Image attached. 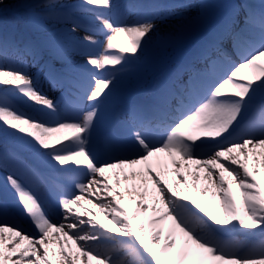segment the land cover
<instances>
[{"label": "snow or ice", "instance_id": "6c2138e0", "mask_svg": "<svg viewBox=\"0 0 264 264\" xmlns=\"http://www.w3.org/2000/svg\"><path fill=\"white\" fill-rule=\"evenodd\" d=\"M8 7L0 0V14ZM193 8L206 10L208 4L183 0L162 8L120 0H15L21 32L30 35L0 30V170L7 174L5 194L14 198L21 215L0 202V264H264V241L253 242L264 238V184L257 178L264 167V104L249 118L257 93L264 91V0L259 7L247 0L233 3L210 26L196 57L207 62V69L189 71L186 64L161 78L141 103L125 110L124 130L101 137L99 150L93 146L100 109L121 77L149 55L159 31L157 21H184ZM130 16L136 19L128 22ZM237 17H242L243 27ZM184 28L180 23L173 35H181ZM80 30L82 37L76 35ZM122 37L128 38L127 45ZM226 40L241 60L214 81L211 72L217 59L212 53L225 57ZM45 52L61 61L60 67L45 65L53 87L63 82V73L79 72L68 81V118L29 72ZM70 55L85 56V63L65 67L71 64ZM245 69L251 70L250 79L241 77ZM182 72L187 82H182ZM24 104L39 115L23 111L19 105ZM161 154L171 158L170 183L158 171L168 168ZM191 165H196L195 173ZM186 166L192 184L183 174ZM201 170L203 179L214 185L212 199H219L215 214L191 194L193 189L208 192L198 186ZM106 172L114 173V186ZM45 186L56 195L55 209L39 194ZM97 190L106 195L93 203L91 194ZM85 194H90L87 200ZM81 201L93 203L105 219L91 211L84 213L89 219H83L74 211ZM125 202L132 206L131 215ZM53 211H58L59 221L52 218ZM149 212L151 217L142 218L141 213ZM21 217L34 231L23 227ZM242 230L253 239H231ZM65 245H74V251L70 254Z\"/></svg>", "mask_w": 264, "mask_h": 264}, {"label": "rangeland", "instance_id": "374dc122", "mask_svg": "<svg viewBox=\"0 0 264 264\" xmlns=\"http://www.w3.org/2000/svg\"><path fill=\"white\" fill-rule=\"evenodd\" d=\"M74 1L75 2L77 1L76 3H79L78 2L79 0H63L64 3H72ZM6 2L9 4V7L6 9L4 14H0V30L7 31L8 33H12L14 31L21 32V30L23 29V22L20 19L21 13L16 11V9H15V0H6ZM132 2L127 1L124 4H130ZM139 2L155 3V4L160 5L163 8L164 6H172V5L182 3L183 0H141ZM240 2H241V0H205V3L208 4V8L206 10H200V9L193 8L192 11L185 13V20L184 21H178L174 18H170L168 20L157 21L159 31L156 33L155 36H153L152 43L150 45L149 55L147 57H142L140 61L135 62L132 65V68L134 69V71H132V73H136L137 75H139L138 82L132 84V89L130 87H127V89L125 88L126 89L125 93L119 94L117 96H119V98L136 97L135 95H138L139 93H141V91L144 89V87H146L147 85H150V80L154 74H158L165 67V65L167 63L174 61L176 59L179 50H181L183 47H185L187 45H190L191 43H192V46L195 45V43H193L192 40H194V38L197 37L199 35V33L204 32L206 30L209 22L214 19L217 9L222 11L220 14V16H221L222 14H225L231 10V5L233 3H240ZM247 2L252 4L253 6L259 7L262 0H247ZM135 19H136L135 16L127 17L128 22H133ZM180 23H184V25H185L183 33L181 35H178V36L168 37L167 35L170 32H172L170 30H177ZM237 23H238L239 27H243L242 17H237ZM50 32H51V28H50ZM82 33L85 34L83 31H82ZM21 34L22 35H30V33H24V32H21ZM154 37L163 38V39L165 38V39H164V41H159V40L156 41L155 40L156 38H154ZM121 43L127 45L128 38L121 39ZM199 48H200V44L197 45V47L189 49L188 50L189 54L187 56V53H186V56L190 57V58L197 57L199 50H200ZM226 48L231 50V52H229L230 55L228 58H224V61L222 64L223 66H221V67L225 68L224 74H222L220 77L216 76L214 78L217 81L221 77H223L229 70H231V68L235 64H238L241 60V57L237 54V51L233 49L231 41H230V43L227 42ZM69 57H85V56H83V55H70ZM48 58H52L55 60V58L50 53L45 52L41 61L37 65H33L32 67H30L29 72L34 79L39 78L41 84H42L43 79L46 82H48V83H46L49 86L48 89L52 88L53 91H52V95L51 96L49 95L47 97L52 99L54 102L55 98L57 96V93L54 91L55 87H53V85L46 78V76H45L46 73L43 72V73L37 74V71L41 68L43 63L45 65L48 64ZM215 59H217V64H218V58H215ZM219 59H221V58H219ZM181 63H183V60ZM189 64L191 66L190 70H193L194 67H197V69L199 67L204 71L207 69V67H205L204 64H206V66H208L206 61H200L197 64H193V63H189ZM199 64H202V65H199ZM172 68H174L176 70L180 69L179 66H175ZM197 69H195V72H197ZM169 74H171V73H168V74L162 76V78L168 76ZM242 74H244V72ZM213 75L214 74L211 73L212 79H213ZM144 77H146V78H144ZM188 78L189 77L182 76L181 80H182V82H187ZM39 88H43L42 85L39 86ZM258 93L259 94L256 96V101L264 100V91L258 92ZM120 100L121 99H114V100L112 99V101L107 102V104L101 108L102 110H105L104 114H103V120L104 121H102V119H99L98 132H97V135L93 137V146L98 147L99 135H100V133H103L108 126L107 123L109 121V118L112 115L113 105L114 104L119 105ZM26 105L28 106L29 104H26ZM119 107L120 106H118V108ZM20 108L30 115H37V113L34 110L33 111L31 110L32 109L31 107H30L31 109H29V111H26L25 110L26 108H24L23 105H20ZM108 108H110V109L108 110ZM58 110L65 112L66 108H65V106H62V107L60 106V108H58ZM122 115H124L123 111H122L120 116L122 117ZM64 117L68 118V115L66 114V116L64 115ZM125 122H126V119L122 118L121 126L123 125V130H124ZM9 146H11V145H9ZM97 150H99V149L97 148ZM103 158L104 157L101 156V159H103ZM159 159L161 160V162H163V163L167 162L168 165H171V158L168 157L166 154H161ZM249 169H250V171L252 170L251 163L249 164ZM44 170L47 171L48 173L52 172L51 168H45ZM136 170L139 171L140 169L138 168ZM191 170L193 173H195L196 165H191ZM117 171H119V170H117ZM125 171L130 172V171H132V169H126ZM158 171L161 172V179L164 180L165 183H168L166 173L163 172L164 169H158ZM182 171H183V173H185L188 176L189 184H192L194 182L193 176L191 174H189L187 166ZM260 174L261 175L257 178L261 181L262 184H264V170H260ZM6 175L7 174L5 172L0 170V186H2L4 189H6V179H5ZM199 175L201 176V180L199 181V185H198L199 188L202 190L207 188L208 192H214L215 191L214 185L209 184L207 181H205L203 179V177L205 175L203 170H201L199 172ZM105 176L111 177V179L109 180V183L113 184V186H114V183H115L114 173L113 172H106ZM227 178H230V177H228V175H227V177H225V180H227ZM133 183H139V181H136ZM94 188H95V186H94ZM235 191H236V189H235ZM195 192H197L196 189H193L192 193H191L194 198H196L197 194H198V196L202 195L199 192H197V194ZM39 194L42 197V199L45 201V204L48 208H50V209L56 208V206H57V204L55 203L56 199L54 198V200L51 201L45 196V187H43L40 190ZM89 195L90 194H85V200H87L89 198ZM105 195H106V193L97 190L94 194H91V199H92L93 203H95L97 196H99L100 198H103ZM194 195H196V196H194ZM54 196H55V193H54ZM9 197L14 202L13 208H11V209L9 208V209L17 217H20L21 214L17 210L18 205L15 203L14 198L11 195H9ZM93 203H86L85 201H81L79 206H74V211H79L82 214L83 219H89V217L86 214H84L87 211H91L93 213V215L100 213V215L98 216V219L103 221L105 219V214L101 213V210L98 207H94ZM239 204H241V198L237 195V205H239ZM124 206L127 207L128 210L130 208H132V206L127 204L126 202H125ZM107 211H109V210H105V212H107ZM131 214H132V210L131 211L129 210V215H131ZM51 215H52V218L56 221H59L61 219V216L59 215L58 211H53L51 213ZM144 215H145L144 213H141L142 218L144 217ZM152 215L153 214L151 212H149L147 214V217H145V219H147L148 217H151ZM21 219L23 221V227H25L28 231H34V229L32 228V226L30 225V223L27 221L26 218L21 217ZM233 222L235 223V221H233ZM133 226H136L135 221L133 222ZM109 227H112V225H109ZM147 230L149 233H151L153 231V230H150L149 226H148ZM5 235H10V234L5 233ZM113 235H115V233H113ZM61 239H63L62 236H61ZM231 239L241 241V242H247L253 238H249V237L245 236L244 231L242 230L240 232L234 233L232 235ZM166 240H167V234L165 231V237L160 242L161 247L166 242ZM262 241H264V238H261V237H256L253 239V242H255V243H261ZM72 247H74V249H75V246H72ZM74 249L68 250L69 253L71 254L74 251ZM159 250L160 249L157 248V251H159ZM11 255L15 258L16 253H11ZM209 264H211V262H209Z\"/></svg>", "mask_w": 264, "mask_h": 264}, {"label": "bare ground", "instance_id": "6f19581e", "mask_svg": "<svg viewBox=\"0 0 264 264\" xmlns=\"http://www.w3.org/2000/svg\"><path fill=\"white\" fill-rule=\"evenodd\" d=\"M131 2V1H134L133 3H136L135 1H138V0H120V3H122V4H124L125 2ZM77 2V1H76ZM75 1L74 2H72V3H69V4H75L76 3ZM79 2V1H78ZM189 16V15H188ZM170 31H172V32H170L167 36L168 37H172V36H174L173 34L176 32V30H170ZM77 36H80V37H82L84 34L82 33V31H78L77 32V34H76ZM96 39H100V38H98V37H95ZM123 38H127V37H122L121 39H123ZM154 38H156L155 40L156 41H164V39L163 38H158V37H154ZM102 39V38H101ZM100 39V40H101ZM68 59L71 61V64L70 65H68V64H65L64 66L65 67H72V68H74V67H77V66H82L84 63H85V57H68ZM55 60H57V63L59 64V65H61V61L60 60H58V59H55ZM42 65H44V63L42 64ZM43 69H47L46 67H45V65H44V67H43ZM251 76H252V72H251V70H249V69H245V71H244V74H241V77L242 78H248V79H250L251 78ZM45 78V77H44ZM136 78H137V75L136 74H133V73H129V74H126V75H124V76H122L121 77V80H120V83H119V85H118V87H117V89L114 91V93H113V95H112V97L110 98L111 100L112 99H118L119 98V96H117V95H119V94H122V93H125V90L127 89V87H128V84H130V83H135V82H137V80H136ZM47 82L43 79L42 80V84L40 83L39 84V86H41L42 85V87L43 88H39V90L44 94V95H46V96H51L52 95V91H53V89L51 88V89H48L49 88V86L46 84ZM126 88V89H125ZM229 91H234V89H229ZM259 93H257V95H258ZM56 101V102H55ZM54 101V103H56L57 105H58V108H60V103H58L59 101H57V100H55ZM31 106L30 105H28V109H31L30 108ZM110 108H108V110H109ZM32 111H33V109H31ZM104 111L105 110H100V115H99V119H102V121H104L103 120V114H104ZM107 111V110H106ZM61 112V114L64 116H66V114L68 115V113L65 111H60ZM66 113V114H65ZM37 115H39L38 113H37ZM241 159H243V157H241ZM154 160H155V158H154ZM166 164H167V162H165ZM168 165V164H167ZM138 169V168H137ZM260 170H264V167H261V169ZM163 172H165L166 173V176H167V180H168V183H170L171 182V180L173 179V173H174V169L172 168V166L171 165H168V168H167V170H164ZM184 175H186L185 173H183ZM261 175V174H260ZM259 175V176H260ZM224 176L225 177H227V173H224ZM230 179L231 178H227V180L226 181H230ZM148 187H149V190H150V193H151V191L153 190V185L151 184V181H149V184H148ZM232 188H233V192H235V185L233 184L232 185ZM196 194H197V192H195ZM212 193L213 192H207V194H205V195H201V196H198V194H197V196L196 195H194V196H196V198H197V201L201 204V206L202 207H205V208H207V210L209 211V212H211V213H213V214H215V213H217V211H218V209H219V199L217 198V199H215V200H213L212 199ZM56 198V197H55ZM151 201H152V196L151 195H149V198H148V202L149 203H151ZM55 203L57 204V199L55 200ZM237 207L238 208H240L241 207V204H239V205H237ZM130 211L132 210V208H130L129 209ZM145 217H147V216H145L144 215V219H145ZM170 225V222H168V224H166L164 227H165V231H166V234H167V230H168V226ZM156 227H159V226H156ZM149 228H150V230H153V228L151 227V226H149ZM63 237V236H62ZM68 245H65V248H66V250L68 251V250H72V249H74V247H72L71 249H69L68 247H67ZM74 246V245H73ZM95 263V261L94 262H92V264H94ZM77 264H80V262H77Z\"/></svg>", "mask_w": 264, "mask_h": 264}]
</instances>
